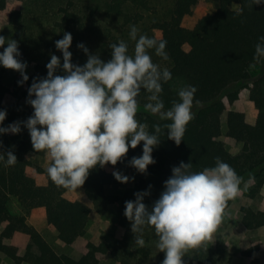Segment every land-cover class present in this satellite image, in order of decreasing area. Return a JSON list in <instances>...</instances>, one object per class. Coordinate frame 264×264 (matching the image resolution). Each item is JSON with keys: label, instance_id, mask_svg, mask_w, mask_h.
<instances>
[{"label": "trees", "instance_id": "1", "mask_svg": "<svg viewBox=\"0 0 264 264\" xmlns=\"http://www.w3.org/2000/svg\"><path fill=\"white\" fill-rule=\"evenodd\" d=\"M8 0H0V11H6ZM199 0H174L169 18L152 23L158 33L157 40H166L165 51L168 54L167 68L172 79L163 84L161 98L165 103V111L173 101H178V90L192 85L197 88L195 99L201 101L200 107H194L195 118L188 124L184 139L179 145L168 138L165 127L170 121L153 116L144 105L150 95L141 89L138 100L137 120L147 124L150 134H155V126L159 125V143L154 146V164L148 166L150 174L162 175L169 179L173 168L180 167L181 162L191 163L190 171L199 172L206 167H215L220 158L235 169L241 177V183L247 179L254 180L255 187L264 184V68L259 75L251 79L250 65L254 60L255 46L259 37L264 36V4L256 5L253 0H207L215 4L213 12L200 16L192 27L185 23L193 14V6ZM150 0H110L109 10L122 12L126 4L146 8ZM233 4L238 7L234 9ZM61 20L56 22L61 31L76 27V15L61 9ZM9 23L19 24L21 13L17 10L9 12ZM264 46V44H262ZM0 52H2L0 50ZM56 74H59L58 72ZM29 80L22 86L18 78L9 89L0 77V110L7 116L0 127H7L24 115L26 121L33 114L29 104L24 110L19 99L28 97V89L33 78H46L43 73L28 74ZM24 86V89H23ZM248 91V98L254 108L252 123L242 110L232 109L243 92ZM10 93L13 101L2 104L4 96ZM34 99V97H32ZM225 116L226 136L241 144L240 152L230 153L222 140L221 118ZM0 154L7 156L9 151L17 157L13 166L0 163V223L4 228L0 233V251L15 263L30 264H101L102 257L108 252L109 245L105 241L94 243L87 241L84 252L79 258L59 254L43 239L38 231L42 221L56 229L57 238L65 244H72L84 236L89 220V206L79 200L68 197L70 189L55 185L47 175L50 158L43 151L36 152L31 144L28 129L21 125L19 134L6 133L0 135ZM33 151L48 157L46 167L35 165L27 153ZM157 155V156H156ZM132 153H127L120 163L131 165ZM116 164V165H117ZM97 165L90 170L88 179L82 186L84 194L91 201L98 213H104L117 197L108 194L105 187L115 184L113 173L109 168ZM33 168V170H32ZM41 175V183L37 176ZM255 189H252V193ZM14 197L24 214L14 215L8 208V200ZM241 224L246 229L264 226V211H254L249 207L241 208ZM24 237L23 245L17 239ZM248 248L245 253L254 251Z\"/></svg>", "mask_w": 264, "mask_h": 264}, {"label": "clouds", "instance_id": "2", "mask_svg": "<svg viewBox=\"0 0 264 264\" xmlns=\"http://www.w3.org/2000/svg\"><path fill=\"white\" fill-rule=\"evenodd\" d=\"M256 5L264 0H253ZM129 38L135 42L134 53L129 54V45L124 40L112 43V58L104 62L98 56L89 54L83 66L71 62L69 51L73 37L65 32L63 38L56 40L55 47L62 53L61 59L51 55L47 63V77L33 78L28 89L27 103L33 114L26 121H16L7 127H0V135L21 132V123L28 129L33 149L43 151L50 158L46 169L50 180L65 189H78L85 184L90 170L97 165H116L128 153L143 142L142 155L133 157L131 165L140 173L146 172L156 161L152 152L159 143V125L155 134H150L147 124L137 120L139 108L137 97L141 89L150 94V102L144 108L161 120L170 121L168 138L179 145L184 139L188 124L195 118L194 107L201 101L195 99L197 88L192 85L178 90V101H173L165 111L161 98L163 84L172 79L171 71L154 63L149 53L168 60L165 51L167 41L157 40L147 34H140L135 25H130ZM255 46L254 60L264 62V36ZM0 35V66L19 72L22 79L18 85L29 80L21 62L16 40H8ZM88 54L83 43L77 45ZM255 63L250 67H255ZM63 74H56L58 69ZM34 97V99L32 98ZM7 116L0 110V125ZM2 146V142H0ZM16 155L9 151L0 154V163L13 166ZM191 163L181 162L173 168V175L165 181L164 191L152 206L146 208L143 198L150 192L136 193L135 201L125 202L124 216L132 221L131 231L136 235L135 243L143 247L145 227L154 228L159 237L156 247L165 253L163 264H184L183 257L190 249L201 247L222 223L227 202L239 192L241 177L228 163L216 159L215 167L202 171H190ZM115 179L127 183L129 177L119 172L113 173ZM134 179V178H133ZM151 188V186H149Z\"/></svg>", "mask_w": 264, "mask_h": 264}, {"label": "rangeland", "instance_id": "3", "mask_svg": "<svg viewBox=\"0 0 264 264\" xmlns=\"http://www.w3.org/2000/svg\"><path fill=\"white\" fill-rule=\"evenodd\" d=\"M109 1L8 0L5 6L6 11H0V35H4L6 40L4 47H7L8 40L18 42V50L21 53L18 59L27 64L25 69L27 75L48 71L46 65L50 62L52 54L57 55L63 63L62 53L56 49L54 42L63 38L65 32L71 33L73 37L72 45L69 48L73 64L83 66L87 62L89 54L96 55L102 61L107 62L112 58V43L124 40L129 45V54L134 53L135 42L129 38L130 25L137 26L140 34H147L157 39L158 33L153 29L152 23L156 20L169 18L174 4V0H150L146 8L126 4L122 12L116 13L109 10ZM232 7L236 9L238 6L233 4ZM63 8L76 15V27L68 31H61L56 25V22L61 20V9ZM11 10L21 13L19 24L9 23ZM214 10L215 4L212 1L199 0L193 6V14L187 19L185 25L189 28L192 27L200 16ZM79 43H83L88 48V54L77 47ZM0 50L3 51V48ZM149 53L154 63L159 64L161 68L167 66L168 60L165 61L156 56L154 49H150ZM255 65V67L249 68L251 79L259 75L264 68V62L255 63ZM57 72L62 75V68ZM0 77L9 89L18 78H22L19 72L2 66H0ZM12 101L13 96L7 93L2 104L8 106ZM19 104L24 110L28 109L29 104L24 97L19 99ZM232 109L242 110L247 116V121L253 122L254 108L248 98V91L241 94L239 101ZM24 118L22 115L17 121L23 122ZM225 133L226 124L223 115L220 139L230 153H239L241 144L227 137ZM142 150L143 142L135 149L129 148L128 153H132L134 157H140ZM27 155L32 158L35 165L46 167L48 164V157L45 155H38L33 151H28ZM152 156H155V153H152ZM109 171L119 172L129 177V180L127 183L117 181L115 184L105 187L106 193L115 195L117 201L109 204L104 213L95 211L82 187L70 189L68 192L70 199L82 201L90 208L84 236L72 244H65L57 238L55 227L46 223L43 217L38 227L39 233L57 253L73 258L81 256L87 241L94 243L105 241L108 243L109 249L103 255L101 264H163L165 253L156 247L159 237L155 234L154 228L145 227L143 234L145 244L143 247L138 246L135 243L137 234L131 231L132 221L124 216V211L125 202L135 201V194L138 192H150V195L144 196L143 203L151 211L152 206L164 191L165 181L168 179L159 174H150L147 170L140 173L137 169H132L128 163L114 165L109 168ZM41 178V175L37 176V183H41ZM254 183V180L247 179L240 184L238 195L227 202L222 223L201 247L190 249L185 253L182 258L184 264H246L249 254L255 250L258 255L255 259L261 263L264 258L261 255V252H264V226L246 229L240 221L242 207H249L254 211H264V184L255 187ZM253 188L255 189L254 193H252ZM8 208L14 215L24 214V209L14 197L9 198ZM3 228L4 224L0 223V233ZM24 241V237L17 239L19 245H23ZM250 247L256 249L246 254L245 251ZM0 264L30 263H15L0 251Z\"/></svg>", "mask_w": 264, "mask_h": 264}, {"label": "crops", "instance_id": "4", "mask_svg": "<svg viewBox=\"0 0 264 264\" xmlns=\"http://www.w3.org/2000/svg\"><path fill=\"white\" fill-rule=\"evenodd\" d=\"M256 251L251 252L248 256V260L246 261V264H264V258L261 260V263H259V260L255 259L256 256ZM261 255L264 256V252H261ZM258 262V263H257Z\"/></svg>", "mask_w": 264, "mask_h": 264}]
</instances>
